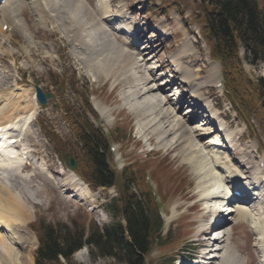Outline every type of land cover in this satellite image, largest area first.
Here are the masks:
<instances>
[{"label":"rangeland","instance_id":"1","mask_svg":"<svg viewBox=\"0 0 264 264\" xmlns=\"http://www.w3.org/2000/svg\"><path fill=\"white\" fill-rule=\"evenodd\" d=\"M204 1L205 0H177L175 5H173L171 1L168 5V9L163 10L164 6H167L163 4V0H84L85 7L82 11H78V14L75 13L76 16L74 17V14H70V9L68 8L69 5L73 6L75 3L74 0H51V3H54L53 9H49L50 11L48 12L46 20L43 21V25H38L35 19L39 16L37 14L34 15L35 12H33L32 9L28 10L29 7L25 8V5H29L27 0H23L25 5L20 0H12V2L19 7L18 11L13 8V14L16 13L17 20L20 22L19 24L23 25V32L31 37L32 44L29 46V42L25 38L28 36L25 35V37H23L21 32H14L11 34L13 41L9 43L6 42L3 51L1 49L0 90H3L2 88L9 85H15L14 79L18 81V79L21 78L26 83L30 84L31 82L33 84H38L44 90L53 93L54 97L47 100L46 107L39 105V109H42V114L40 116L38 115L36 118L37 121H40L38 123L42 125L44 120V123L48 126L47 129L49 133H52V135L56 134L65 141L74 140L63 120L62 112L64 113L67 111V117L72 120L70 116V114H73L72 111L77 113L83 111L80 107V102L83 99V94L85 95V91L83 89H79L78 91L75 90L74 92L77 91V94L69 99V93H65V90L60 88L63 82L59 77L63 75L67 76V79H70V81L75 79L79 82L76 84L77 87L80 86V84L82 86L87 84L89 89L87 93L89 92V97H95L102 106L104 105L103 108H105L107 113L104 114L105 117L100 116L101 122L95 120L93 116H89L88 114V117L94 124L97 123L100 127L102 126L107 131L112 132L118 118L121 126H127L126 129L130 131L128 140L122 145L115 143V147L118 148L116 155L119 154V152L121 153L118 161H115L117 167L119 168L123 165V162L135 157L145 160V162L148 163L147 165L150 166V169L145 173L150 175L151 182L155 185L157 193L162 198L161 208L166 213V217L163 218L164 229L162 231V234L166 236V244L152 248L147 258H145L146 263L167 262L170 264V262L178 259L175 264H179V262L183 260L182 257L185 256V254L196 256L199 255L202 248H204L201 243L199 244L201 235L198 229L201 228H199L200 224L206 221L204 214H206L207 211L208 215L209 212L205 210L206 207L202 208L205 201H202L201 204L198 201L202 197L201 192L204 191L203 185L205 184L203 183L205 176L204 173L202 174L204 170L198 172L199 165H201V156L198 155L205 153L203 156L206 155L207 157H211L214 151H219L221 153L218 148H213L212 146H209L206 150L203 149L217 137L212 132V126L209 124V126L206 125L207 127H203L201 130L192 129L193 139H186L182 141L183 143L181 144L176 142L177 137L174 134L166 136L164 133L165 136L162 135V137H167V139H162L161 137L157 138L159 133H163L160 129L162 124H158V119L160 120V118L166 114L165 111L167 107H158L159 109L157 108L158 111L156 114L154 109L149 106L147 109L146 106L145 115H143L142 112L139 114L137 113V106H135L134 103L136 101L137 104L145 103L144 99L140 98L141 94L139 91L142 87L143 79L146 76V71L144 69L146 66L144 64V58L142 61L134 60L137 52L136 47L125 52L132 55L129 54L130 56L128 57L131 60L129 67L126 66L128 63L123 65L125 62H123L120 57L115 56L118 51H121L119 47L123 46H119L120 39L116 37L115 40L114 33L112 34L114 37L111 35L110 38H113L114 42L119 46L115 47L117 50L115 48H113V50L111 49L109 37L108 40L104 38V42L101 40L102 42L98 45L99 48L95 47L97 50L93 49V51H91L92 54L91 52L85 51L84 46L81 47L83 51L81 49L77 51L76 47L80 45L75 46V41L80 37L78 30L79 32H84L85 30L88 32V28L91 25L100 24V18L103 16L101 9L104 5H107V11L104 16L119 6H124L129 15L128 21L132 22V20H135L134 22L141 23L143 30L148 33L147 39L156 41L155 44L157 47L159 46L158 54L146 65L158 69L156 71V76L161 79V82L165 81L167 78L166 75H171L174 70L169 60L174 54H176L175 58H179V61L182 60L185 63L189 60L190 64H194L193 68H200V77L198 81L202 80L204 83L203 86L199 88L198 94L202 92V98L213 103L214 106L217 107L215 112L227 114L228 122L232 125L231 130L233 134L243 133V140L242 142L240 141L241 144L238 146L243 147V144L251 145L249 150H251L250 154L253 159V165H256L257 160L260 157H264V117L261 116V114L259 115L258 111L263 105L255 111L240 109L239 113H237L235 110L236 108L234 106L232 108L228 103L229 98L226 96V93H221L213 88L214 82L209 79L207 62L210 59L208 58V51L206 52V42H204L203 35L199 30L200 28L202 29L203 26V15L200 4ZM45 8H48L46 3ZM118 10L123 11V8ZM37 11L40 13L43 12L39 10V8H37ZM164 13L165 15H163ZM50 14H56V20L52 23L53 26L56 24L62 25V27H60V25L57 27L58 33L51 34L49 32L51 29L47 28V25H45ZM69 15H72L74 22ZM4 17L3 5L0 6V20ZM44 19L45 18H43V20ZM80 23L82 24L81 26ZM24 24H26L25 28ZM157 26L166 30L168 29L167 31L172 33L171 38L164 42L161 41L158 34L153 36L152 33L156 34L157 32L152 28H156ZM62 32L66 33V35ZM74 32H76L77 36L75 35L71 38ZM84 34L85 33L82 34V38H84ZM184 37L187 39L188 37L191 39L196 38L198 40V47H195V51L192 50L195 54H187L186 51L184 52L185 46L183 41H186ZM67 38L69 41L74 42L71 44V49L67 43ZM142 39L144 38L142 37L139 41L137 40L138 44L140 43L141 46L143 42H140V40ZM2 40H4V36L0 35V41ZM193 41L194 40H192V42ZM52 42H54V44H52ZM38 43L43 47H48L46 49L49 50L47 54H44L43 50L41 51L36 45ZM49 46L55 50H51ZM139 49L141 48L139 47ZM114 51L116 52L114 53ZM70 53L73 55L72 59L68 56ZM24 55L27 57H24ZM102 62H104V65L101 67ZM185 65H189V62L187 61ZM244 67L251 78H255L262 73V66L257 64V62L254 64H244ZM106 70L111 71L105 74ZM211 75L213 76V74ZM194 76H197V74ZM22 80L20 82L16 81V83L26 87L30 86H27V84L24 85ZM29 88L31 91L34 90L33 86V89L31 87ZM71 88L74 89L72 86ZM184 89V85L182 86L179 83H175L170 93H173L174 96H179L184 92ZM154 93L158 92H153V96L150 95V97L158 100L159 96ZM108 111L111 112V115ZM187 112V105L179 106L177 110L178 116L189 119L191 114ZM150 113H153L154 117H150ZM142 116H145L147 119L154 118L153 123L156 121L155 124L158 127L157 135L151 132L152 128L145 125L150 119L144 120L143 123L141 122ZM84 118H87L86 114ZM164 118L166 120V116H164ZM88 119L84 120V122H88ZM199 119L200 117L196 118L194 115L193 123H188L187 125L190 126L186 125L187 128H198L200 126ZM128 122H130L131 126L129 124L126 125ZM77 124L80 125L79 121H77ZM31 125L33 129H31L33 139L28 140L26 143H29L32 148L43 155L47 168L49 166L55 173L50 171V173L52 172V176L53 174L55 175L57 183L60 185V187L57 188L51 182L52 180H47L48 177L46 174H43V182L41 181L42 175L37 173H34L29 180H26L21 176V169L16 172L9 171L14 173L13 178L10 177V174L6 175L7 180L10 181V184L12 183L11 185L13 187L10 185L8 186L11 187L13 192L16 191L20 196L22 195L21 197L26 207L30 210L27 228L31 235H33L32 242L34 243L36 241L37 244L36 226L40 221H44L47 225L53 226L62 223H69L71 225L77 224L78 226L84 227L86 230L89 228L91 222H96L99 226L110 225L112 223V216L108 214L104 206L111 200L114 193H117L118 196L117 189L96 185L95 189L88 187V191H85V189H83L84 186L79 185L77 182L73 183L67 171L69 170L67 165L52 149V144L46 138L43 131L39 130L38 124L35 125L34 122H32ZM128 126L130 128H128ZM176 131L178 132L179 130ZM207 132L212 133L205 136ZM234 138H236V136ZM175 143H177V146ZM189 145L190 147H188ZM227 151L228 150L223 151L222 154ZM189 152L198 156L196 159L197 163L193 158H189L191 155L188 154ZM235 157L239 159L238 155H235ZM154 159L156 161H154ZM24 172L25 173L22 175L26 176L31 170L28 168V170ZM15 176H17L16 179H14ZM169 176H172L175 181L171 180ZM249 176L251 178L254 177V172L252 170ZM36 178L40 180H36ZM167 178L171 182L167 183ZM0 179L4 181L3 178ZM11 180H13V182ZM212 184L213 182L210 181L207 187H212L210 186ZM215 188L216 187L213 185L212 189L214 190ZM179 190L180 192H178ZM218 203L221 204V201L219 202V200H216L211 203V205H217ZM198 204L200 205V209ZM208 204V202H205V206ZM253 209H257V207ZM252 215L254 217V219H252L254 223H252V221H238L239 223L236 222L233 225L235 226L232 230L233 241L229 246L233 250H236V247L239 249V251H235L237 253L236 256L238 255L237 257L243 258L244 261L248 262L245 263L260 264L263 256V248L257 246L259 243L257 240L259 232L257 231L254 235H251L250 230H254L255 224L257 227L259 226L258 228H264V224L260 222L264 214L257 215V212L253 211ZM231 218L234 219L235 215L233 214ZM122 221L124 222L123 219ZM32 222H34V224H31ZM233 223L234 222H227V226L224 227L231 228ZM167 226H169L168 230L166 229ZM170 229H173V234L169 231ZM174 237L176 239H174ZM172 245L176 247V251H172ZM192 248L198 249L193 250ZM81 250L73 253L70 258L71 263L122 264L110 257L99 255V252L96 253L93 249H89V247H85V250ZM34 253L35 248L33 250V256ZM62 262L63 264L66 263L65 260H62Z\"/></svg>","mask_w":264,"mask_h":264},{"label":"bare ground","instance_id":"2","mask_svg":"<svg viewBox=\"0 0 264 264\" xmlns=\"http://www.w3.org/2000/svg\"><path fill=\"white\" fill-rule=\"evenodd\" d=\"M74 1L75 3L73 4V6L68 4L69 5L68 8L70 9L69 11L70 14L72 15L74 14V17H75L76 16L75 13L78 14V11H82V9L85 7V4H84V0H74ZM100 1H103V0H100ZM44 2L46 3V6L48 8H45V5H44L43 6L44 8H39V10L43 12L42 13H40L39 11L38 12L40 14H43L40 17L45 18L46 20L48 12L51 10L50 8L54 7L53 5L54 3L53 2L51 3V0H44ZM13 8L16 11L19 10V7L16 4H14L12 0H5L4 2V16L5 17L0 20V29H1V26L3 25L4 20L7 19L11 21L10 14L11 13L13 14L14 12ZM106 11H107V5H104L103 8L101 9V13L103 14V16L100 18V24L91 25L88 28V32L84 34V38H82V34L85 31L79 32L78 30V34H80V37L76 39L75 46L80 45V48L84 46L85 51L90 53L91 51H93V49L95 50L96 49L95 47H98V45H100L102 41L104 42V38L105 39L107 38L106 40H108L107 33L110 34L112 31L111 34L113 33L117 34L115 36L119 37L120 39L119 46L122 45L123 47L117 46L113 38L112 39L110 38L109 41L111 42L110 44L111 49L113 50V48H115L116 46L119 47L121 51L120 52L118 51L115 56L120 57V59L123 60V62H125V63L122 62L123 65L128 63L126 66L130 67L131 60L128 57L131 54L125 53V52H127L129 49H133L135 44H138L137 40L140 39L138 32H137L138 24H135L133 26V29L130 28L132 32L130 31V34L126 35L122 29L112 27V18L111 17L108 18L107 16H104V14H106ZM115 13L117 15L121 14L124 18L126 17V14L125 13L123 14L122 10H116ZM72 15H69V16L74 22ZM118 19L122 20L123 18L121 17ZM81 25L82 24L80 23V26ZM157 27L153 28V30L157 32L156 34L152 33L153 36L157 34L158 36L161 35L163 37L171 36V34L166 29L161 28L159 26ZM121 34L124 35L125 37H121ZM75 35L77 36L76 32H74V35L73 34L71 35V38H73ZM147 35L148 33L146 32L140 34V36L144 38L140 40V42H143V44L141 46V44L139 43L137 47H140L142 49L140 50L139 48H136L137 49L136 57L133 56L135 61H142L145 59L144 64L147 67V68L146 67L144 68L146 71V74H145L146 76L143 79V84L139 91L141 94L140 98L144 99L145 103L137 104L136 103L137 101L134 103V105L137 106L136 107L137 113L139 114L140 112H142V114L145 115L146 106H147V109L149 107L154 109L156 114L158 111L157 110L158 107L159 108L167 107L166 111L164 109L166 114L163 113L164 115L160 118V120L158 119L159 121L158 124L159 125L162 124L161 127L160 126L159 127L163 131V133L162 132L159 133L157 138L161 137L162 139H167V137L163 138L162 135L165 136L166 134V136H171L174 134L177 137L176 142L178 144L183 143L182 141L186 139L187 140L193 139L192 129L201 130L203 127H207L209 126V124H215V123L218 124L219 126V130L215 134L217 138H215L213 142L209 143L203 149L206 150L209 146H212L213 148H218V150H220L221 153L219 151H214L211 157L210 156L207 157L206 155L203 156L205 153L204 154L201 153L198 155V156H201V159H200L201 165H199L198 172H202V170H204L202 174L204 173V176H205L203 180V183H205L203 185L204 191H202L203 193L201 192L202 197L198 201L200 202V204L202 201L209 203L208 205L205 206V202H204L203 203L204 206L203 207L201 206L202 208L206 207L205 210H208L209 214L207 215V211H206V214H204V216L206 217V221L204 223H201L199 226V228L200 227L201 228L198 229L201 235L199 244L201 243V245L204 247L200 251V255L197 257L199 259L198 263L199 264H247L248 262L244 261L243 258L237 257L238 255L236 256L237 254L236 252L239 251V249L236 247V250H233L231 249L229 244L232 243L233 241V238H232L233 231L232 230L235 227L233 225L236 222L252 221V219H254L252 215L253 211H256L257 215L264 214L263 212L264 208L262 206L263 205L262 202L264 201V191H263L264 190V181H263L264 173H262L261 169H259L258 167L253 166L252 158L250 156L251 150H249L251 145L243 144V147L238 146L240 141L242 140L243 135L241 133L233 134L232 131H228L227 125L223 124L219 120L218 115L215 114V112L211 110L212 104L210 105V102L202 98V92L198 94L199 88H201V86H203V83H204V81L202 80L198 81L200 77L199 76V72L201 70L200 68L197 67L198 70L197 68L196 69L189 68L190 65L191 67L194 66V64H190L189 60H187L189 62V65H185L187 64V61L184 63L182 60L178 61L176 59H172L171 64L173 63L177 67L176 70L174 71L177 75L174 76L173 73H171V75H166L167 77L166 80L161 82L160 81L161 79L156 76V71L158 69H155L154 67H148L146 65L147 63H149L151 59H153V57H155L158 54L157 52H159L158 51L159 46L157 47V45L155 44L156 41L154 40L151 41L150 39H147ZM116 37H115V40H116ZM25 38H28L30 40V37H25ZM184 38L186 40V41H183L184 46H185L184 52L186 51L187 54H195L192 52V50L195 51L193 42L190 43L189 37L188 39L186 37ZM70 43L72 44L74 42L71 41ZM188 44H191V45H188ZM115 52L116 51H114V53ZM144 56H147V57H144ZM175 56L176 54H174L172 58ZM103 65H104V62H102L101 67ZM208 65H209L210 79L214 82H217L218 77L216 75L218 72L216 70L217 67L215 63L208 62ZM110 71L111 70H108V71L106 70L105 74L109 73ZM195 74H197V76H194ZM211 74H213V76ZM175 83H179L182 86L184 85L185 87L184 92L179 96L177 95L174 96L173 93L172 94L169 93L171 89L174 87ZM29 87L32 88L31 85ZM29 87L22 86V85L15 83V85H9L5 88H2L3 90H0V127L1 128L6 127L8 129V131L6 130V134L9 132L11 138H16V143L18 142L20 143L23 140L24 142H27L28 140L33 139L32 137L33 133L31 132L33 129L28 122L40 110L39 105L36 101L35 88L33 87L34 90L31 91ZM153 92H158V93H154L159 96L158 100L154 99L153 97H150V95L153 96ZM195 103L197 104L203 103V107L207 109L206 113L208 114H204L203 116L205 117L203 119H199L200 126L198 128H191V127L187 128V126H190L187 124L193 123L194 115L196 116V114L200 112L201 110V106L198 107L194 105ZM185 105H188L190 109L188 111L189 113H192L191 112L192 110L195 111L194 112L195 114L192 113V115L189 117L190 120L188 118L178 116L177 114V110L179 106L181 107ZM193 106L194 107L196 106L197 109L193 108ZM97 109L100 112L101 116L105 117L104 114H106L107 112L104 110V108L98 107ZM149 116L154 117L153 113H150ZM164 116H166V120ZM141 118H142L141 119L142 123L144 122V120L150 119L145 125L152 128L151 132L157 135L158 127L155 124L156 121L153 123L154 118L147 119L145 116H142ZM176 130H179V131L177 132ZM219 131L221 132V135H219ZM1 133L2 132H0V134ZM3 133H4L3 135L5 136V132ZM211 133L207 132L205 133V136ZM235 136L236 138H234ZM5 143H6V140L0 141V166L3 169H5L7 173L9 171L16 172L21 169L20 170L21 176H23V178L26 180H29L30 177L34 173L41 174L42 182H43V174H46L47 177H52L50 173L51 170L47 168L45 160L43 159V155L41 153L39 154V152L35 150L34 148L33 150L32 149L30 150L31 151L30 153H28L30 156L33 157L30 161L32 162L34 167L33 169H31V172L28 173L26 176L22 175L25 173L24 171L30 167L29 166L30 164L26 163L23 166L21 163L20 164L12 163L10 161H5L3 159V156L5 155V153L13 151V149L15 148L18 149L20 145L18 144L19 145L18 147L16 145L12 146L9 149L2 148ZM177 143H175L176 146H177ZM188 147H190V145ZM21 150H25V147L22 146ZM225 150H228V151L222 154V152ZM188 154H191V153L189 152ZM235 155H238L239 159H237ZM198 156L191 154L189 158H193V160L196 161ZM25 162H29V161L27 160ZM250 168L256 172L253 178L249 176ZM42 171H44V173ZM9 173H10V177L13 178L14 173L13 172H9ZM69 176L72 179L73 183H76V182L79 183L81 186H84L83 189H85V191H88L87 187L77 177L76 174L70 172ZM16 178L17 176H15L14 179ZM37 179L40 180L39 178H36V180ZM6 181L4 182L0 180V264H33V250L35 248L36 241L34 243L32 242L33 235H31L30 231L27 228V221L30 218V210L26 207L23 201V198L21 197L22 195L20 196V194L17 193L16 191L13 192L11 187L8 186V185L12 186L11 185L12 183L10 184V181L8 180ZM11 181L13 182V180ZM210 181L213 182V184L210 186L213 187L214 185L216 189L218 187H222L223 190L219 189L218 192H215V190H213L212 187L208 188L207 185ZM228 184L230 186L234 185L235 187L239 186L243 191H249V192L252 191V193L249 197H247V195L245 194V196L243 197H239L236 195L228 199L229 198L228 189L230 188ZM57 186L60 187V185H57ZM216 200H219V202L221 201V204H225V201L228 200L227 204L232 203L230 205L231 206L234 205L235 209L228 208V210L230 209L229 213L223 214V213H219L218 210L208 208L209 205ZM250 204L252 205L255 204V206L258 207L259 209L258 210L253 209L252 205ZM199 209H200V205H199ZM233 211L236 213L234 219L230 217V215H233L232 214ZM215 215H221L219 222H216V224H214L213 222L209 223L208 221L207 223V219L209 220L210 217L215 216ZM228 220L230 222H234L231 225L232 226L231 228L224 227V226H227L226 223ZM261 220L262 221L260 220L259 221L264 224V216L261 217ZM252 223L254 222L252 221ZM258 227L255 224L254 230H250V234L254 235L255 232L257 231L259 232L258 238H257L259 243L257 244V246L258 247L261 246L263 248V256H262V260L260 264H264V230H263L264 228L261 229ZM224 228H227V229L221 230ZM218 231H220V233H218ZM216 232L218 234H216ZM212 235L214 236L212 237ZM198 239H197V242H198ZM199 244H198V247H199ZM242 260H243V263H242Z\"/></svg>","mask_w":264,"mask_h":264},{"label":"trees","instance_id":"3","mask_svg":"<svg viewBox=\"0 0 264 264\" xmlns=\"http://www.w3.org/2000/svg\"><path fill=\"white\" fill-rule=\"evenodd\" d=\"M202 9L204 35L211 43V57L221 63L229 94H239L234 98L243 109L258 106L264 101V78L253 81L245 75L238 44L246 47L254 58L264 60V0L262 3L259 0H208ZM71 127L80 149L75 142L60 138L56 140L58 149L69 151L67 144L71 143L77 172L91 185L116 186L118 196L106 204L114 221L103 229L91 224L87 232L77 224L39 223L34 264H63L60 257L65 264H73L70 262L72 253L85 243L99 255L112 257L122 264H160L145 262L153 246H163L167 241L166 236L161 235L162 221L151 192L144 184L147 162L136 158L118 172L112 167L107 150L109 137L124 143L129 138L128 130L117 125L108 137L91 123L82 122L80 126L71 123ZM169 178L175 181L172 176ZM166 181L169 182L168 178Z\"/></svg>","mask_w":264,"mask_h":264},{"label":"water","instance_id":"4","mask_svg":"<svg viewBox=\"0 0 264 264\" xmlns=\"http://www.w3.org/2000/svg\"><path fill=\"white\" fill-rule=\"evenodd\" d=\"M36 91H37V96H38L39 101L41 103H44L45 96L46 95L49 96V94L44 95L38 87H36ZM66 161H67V163H68L70 168H74L75 167V162H74V160L72 158H68Z\"/></svg>","mask_w":264,"mask_h":264}]
</instances>
